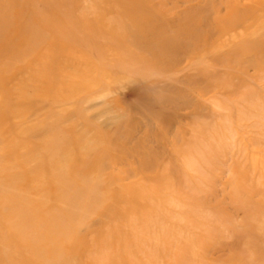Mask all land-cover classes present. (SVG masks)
Instances as JSON below:
<instances>
[{
  "label": "rangeland",
  "instance_id": "rangeland-1",
  "mask_svg": "<svg viewBox=\"0 0 264 264\" xmlns=\"http://www.w3.org/2000/svg\"><path fill=\"white\" fill-rule=\"evenodd\" d=\"M0 264H264V0H0Z\"/></svg>",
  "mask_w": 264,
  "mask_h": 264
},
{
  "label": "bare ground",
  "instance_id": "bare-ground-1",
  "mask_svg": "<svg viewBox=\"0 0 264 264\" xmlns=\"http://www.w3.org/2000/svg\"><path fill=\"white\" fill-rule=\"evenodd\" d=\"M3 28H4V26H1V27H0V30H2Z\"/></svg>",
  "mask_w": 264,
  "mask_h": 264
}]
</instances>
